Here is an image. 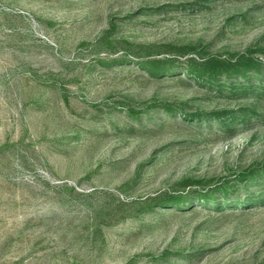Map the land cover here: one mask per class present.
Wrapping results in <instances>:
<instances>
[{
  "label": "rangeland",
  "instance_id": "obj_1",
  "mask_svg": "<svg viewBox=\"0 0 264 264\" xmlns=\"http://www.w3.org/2000/svg\"><path fill=\"white\" fill-rule=\"evenodd\" d=\"M205 2L0 0V264H264V203L146 211L264 168V95L149 78L133 62L264 68V0ZM165 103L259 118L228 135L145 111Z\"/></svg>",
  "mask_w": 264,
  "mask_h": 264
},
{
  "label": "trees",
  "instance_id": "obj_2",
  "mask_svg": "<svg viewBox=\"0 0 264 264\" xmlns=\"http://www.w3.org/2000/svg\"><path fill=\"white\" fill-rule=\"evenodd\" d=\"M209 3L213 0H205ZM208 7V5L204 4ZM264 53V49L262 50ZM156 53L139 56L133 60L137 67L142 70L149 78L162 79L178 75L182 83L193 81L200 87L221 94L229 90L231 94L240 92L241 94H256V97L264 95V68L260 61L253 56L241 57L234 62L233 60L221 59L218 57H201L196 54L181 62L175 55L164 59L152 58L151 55ZM125 63L132 61L130 57L124 58ZM263 68V69H262ZM259 83V85H258ZM255 97V96H254ZM260 98V97H259ZM160 109L168 116L182 117L185 121L193 122L194 120L216 121L220 129L228 135L233 133L238 127L248 124L254 118H259L257 112L252 108H242L239 111H219L209 114H190L183 108L171 106L169 104H155L147 107L145 111H156ZM130 112V108L127 109ZM139 115H135L137 119ZM239 187L225 183L212 190L205 192L189 191L185 193L174 194L176 196H164L163 200H150L146 211H154L156 205L167 209H185L189 206L197 205L211 209L224 210L225 208H248L257 204L264 203V168L251 169L244 172L238 177ZM254 186L257 194L249 189ZM240 189L247 190L248 198L243 201L234 194ZM190 194H194L190 196ZM200 194V195H197Z\"/></svg>",
  "mask_w": 264,
  "mask_h": 264
}]
</instances>
